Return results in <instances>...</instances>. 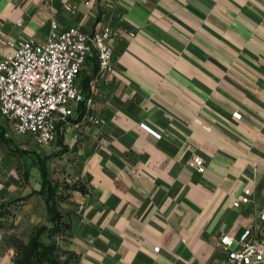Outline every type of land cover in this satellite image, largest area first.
<instances>
[{
  "label": "crops",
  "instance_id": "1",
  "mask_svg": "<svg viewBox=\"0 0 264 264\" xmlns=\"http://www.w3.org/2000/svg\"><path fill=\"white\" fill-rule=\"evenodd\" d=\"M53 19L110 24L114 70L90 53L77 82L92 102L51 143L5 132L0 115V210H15L25 242L50 224L45 162L69 264H228L221 237L235 248L264 209V0H0V59L9 39H46ZM13 240L0 230V264H51L21 261Z\"/></svg>",
  "mask_w": 264,
  "mask_h": 264
},
{
  "label": "built area",
  "instance_id": "2",
  "mask_svg": "<svg viewBox=\"0 0 264 264\" xmlns=\"http://www.w3.org/2000/svg\"><path fill=\"white\" fill-rule=\"evenodd\" d=\"M126 32L131 37L137 33L135 29ZM113 34L110 24L94 30L80 25L61 28L53 19L44 40L33 36L9 39L13 51L0 59V115L11 130L44 144L56 140L60 126L64 128L71 123L74 112L83 108V102L86 105L92 102V96L86 95L77 82L90 53L96 52L101 69L114 70V47L110 42ZM234 115L241 116V112L235 111ZM84 116L99 121L88 112ZM142 125L149 128L144 122ZM191 163L201 172L206 170L201 155H195ZM250 195L251 188H246L234 204L248 202ZM259 217L261 223L254 230L248 228L241 233L235 248H229L235 240L232 234L221 237L228 248V264H264V209Z\"/></svg>",
  "mask_w": 264,
  "mask_h": 264
},
{
  "label": "trees",
  "instance_id": "3",
  "mask_svg": "<svg viewBox=\"0 0 264 264\" xmlns=\"http://www.w3.org/2000/svg\"><path fill=\"white\" fill-rule=\"evenodd\" d=\"M82 107L85 108V102H83ZM83 114V113H82ZM41 172L43 177L42 188L40 192L45 195L46 202L48 205V210L50 213L49 221L50 224L44 223L39 225L34 233L31 235L29 241L22 245V260L23 262H45L46 260L51 264H65L58 256H56L57 246L54 241H45L43 239V234L46 231H57L61 228L62 214L57 207V191L58 184L54 183L49 177L47 164L41 162ZM0 212H2L0 210ZM39 250L41 252L40 260L36 259L33 255L34 252ZM43 257V258H42Z\"/></svg>",
  "mask_w": 264,
  "mask_h": 264
},
{
  "label": "rangeland",
  "instance_id": "4",
  "mask_svg": "<svg viewBox=\"0 0 264 264\" xmlns=\"http://www.w3.org/2000/svg\"><path fill=\"white\" fill-rule=\"evenodd\" d=\"M6 131H10V132L12 131L11 128H10L9 123L7 125V128L5 129V132ZM11 133H13V132H11ZM6 134H9V132L6 133ZM195 155H200V154H193V155H191L188 158V162L191 165H192L191 160L193 159V157ZM15 214H16L15 210L13 208H9V207H7L5 210H3L2 212H0V215L2 216L1 219H0V230L2 231V235L5 237V240L6 241H8V240L12 241L14 239V237L17 238L18 242L17 243H14L13 242V243L19 247L18 249H22L21 248L22 245H25L27 242H25L24 239L23 238H20V237L28 236L29 235V231L28 230L25 231L23 224L21 225L22 227H19V228L17 227V228H15L16 230L14 229V227H13L14 225L13 224L15 223V221H14ZM59 230H62V228H60ZM34 231H35V229H34ZM34 231H33V233H34ZM58 232H59L58 230L57 231H50L49 232V237H50V240L51 241L53 240L52 239L53 236H56V234ZM55 243H56V241H55ZM56 246H57V252L55 251L56 256H58L65 264H69V262H70V256L72 255V253H68V257L66 256L65 258H62L61 251H60L59 246H58L57 243H56ZM33 255H34V257L36 259H39V260H40V257L42 256L41 255V252L39 250H37L36 252H34Z\"/></svg>",
  "mask_w": 264,
  "mask_h": 264
}]
</instances>
